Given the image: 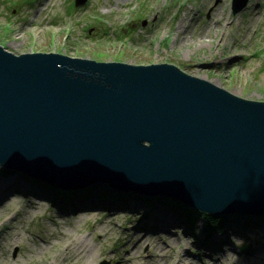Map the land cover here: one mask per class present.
Wrapping results in <instances>:
<instances>
[{"label": "rangeland", "instance_id": "374dc122", "mask_svg": "<svg viewBox=\"0 0 264 264\" xmlns=\"http://www.w3.org/2000/svg\"><path fill=\"white\" fill-rule=\"evenodd\" d=\"M233 5L0 0V45L17 54L171 63L237 96L264 101V0H247L239 11ZM20 173L0 164V264H264V216L227 214L221 229L208 231L203 217L187 222L182 207L165 212L156 198L136 203L135 192L122 195L101 182L53 197L44 183Z\"/></svg>", "mask_w": 264, "mask_h": 264}, {"label": "water", "instance_id": "95a60500", "mask_svg": "<svg viewBox=\"0 0 264 264\" xmlns=\"http://www.w3.org/2000/svg\"><path fill=\"white\" fill-rule=\"evenodd\" d=\"M0 164L68 192L101 182L264 216V101L171 63L0 45Z\"/></svg>", "mask_w": 264, "mask_h": 264}, {"label": "trees", "instance_id": "16d2710c", "mask_svg": "<svg viewBox=\"0 0 264 264\" xmlns=\"http://www.w3.org/2000/svg\"><path fill=\"white\" fill-rule=\"evenodd\" d=\"M4 168H5L6 171L9 170V168H7V167H4ZM11 172H13V170H11ZM20 175H23V174L20 173ZM25 177H26V179L32 180L33 182L39 181V180L34 179L32 177H29L27 175H25ZM44 187H46V189H47V190H44V191L45 192H49L53 197H54L53 194H56L57 193V195H63L64 192H68L67 190L60 189V188H58V187H56V186H54L52 184H49V183H45L44 184ZM89 188H90V186L89 187H86V189H84V191L89 190ZM125 194H127L128 196H130V194H128V193H123L122 195H125ZM158 196H161V195L152 196L153 198H147V197H143L142 196V198L140 200H142V201H145V200L151 201V199L153 200V199H155ZM124 197L126 198L127 196H124ZM134 199H135L136 202H139L140 201V200H138L137 197H135ZM156 201H158L157 198H156ZM156 201H154V203ZM161 202H163V201H161ZM164 202L167 203L168 205L169 204L175 205V207H182L183 208V211L186 213L185 216H186L187 222L188 221L189 222H192V220H194L196 217H199V216L200 217H203L204 218V222H205L204 229H206L208 231L209 230H212L214 228L221 229L222 226H223V224H226V222H228L230 220L229 218L226 217V215H227L226 213H206V212H203V211H200V210H195L189 204H187V203H183L182 204L181 202H177L176 199H174L172 201L171 200H168L167 202L166 201H164ZM151 203H153V202H151ZM244 216L247 217V218H249L251 220V217L249 215H246L245 214ZM258 218L259 219H262L261 217H258ZM231 219H235V218L234 217H231Z\"/></svg>", "mask_w": 264, "mask_h": 264}, {"label": "bare ground", "instance_id": "6f19581e", "mask_svg": "<svg viewBox=\"0 0 264 264\" xmlns=\"http://www.w3.org/2000/svg\"><path fill=\"white\" fill-rule=\"evenodd\" d=\"M217 21H219V18H216V22H217ZM222 88H223V87H222ZM223 89H225V88H223ZM225 90H226V89H225ZM17 172H19V171H17ZM26 175H27V174H26ZM160 197H162V198H160ZM156 198H157V200H158L157 202H161V201H163V202H162L160 205H158V206H162V207H163L162 209H163L165 212L168 211V207H169V208L172 207V210L176 209V207L173 206L172 204H169V205H168L167 203L164 202V201H165V200H164V198H165L164 196L161 195V196H158V197H156ZM158 198H159V199H158ZM177 202H180V201L177 200ZM182 204H183V203H182ZM190 206H191V205H190ZM191 207H193V206H191ZM193 209L198 210V209H196V208H194V207H193ZM181 210H183V208H182ZM176 211H179V212H180L179 209H177ZM180 213H181V212H180ZM229 214L231 215L232 213H229ZM238 214H239L240 216L244 215L243 213H238ZM246 215H248V214H246ZM176 216H177V215H176ZM249 216H250V217H254V218H256V217L253 216V215H249ZM166 217L168 218V217H170V216H166ZM153 218H155V217H153ZM156 218H157V217H156ZM156 218H155V219H156ZM164 218H165V217H164ZM234 218L236 219L237 216H235ZM238 218H239V217H238ZM93 249H94V248H93ZM94 250H95V249H94ZM184 260H185V259H184Z\"/></svg>", "mask_w": 264, "mask_h": 264}]
</instances>
